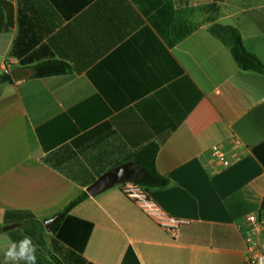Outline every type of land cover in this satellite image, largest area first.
<instances>
[{"label": "crops", "instance_id": "0c3cea01", "mask_svg": "<svg viewBox=\"0 0 264 264\" xmlns=\"http://www.w3.org/2000/svg\"><path fill=\"white\" fill-rule=\"evenodd\" d=\"M0 8V74L20 67L13 46L28 65L70 67L0 83V262L26 231L155 144L169 184L147 192L179 221L175 235L117 184L74 206L55 234L43 226L37 264H251L244 219L264 201V74L241 69L231 44L237 32L264 64V0H0ZM213 146L228 167L211 158Z\"/></svg>", "mask_w": 264, "mask_h": 264}, {"label": "trees", "instance_id": "16d2710c", "mask_svg": "<svg viewBox=\"0 0 264 264\" xmlns=\"http://www.w3.org/2000/svg\"><path fill=\"white\" fill-rule=\"evenodd\" d=\"M3 19L2 10L0 8V22ZM1 30V27H0ZM231 53L238 64V66L243 70H253L259 73L264 74V64L260 59L245 49L241 37L237 32L232 34V44H231ZM10 56L15 57L19 60L20 67H29L32 66L35 70L34 77L42 78L55 75H64L70 72V67L66 63L59 60H46L36 63V65H28L32 61L31 57L23 55L17 51L16 46H13ZM0 83H12L9 72H3L0 74ZM157 145L150 144L134 155L131 159L135 162L136 166H130L134 170L132 178L130 181L139 184L145 190L152 188H163L169 184L168 179L159 174L156 170L155 157L157 153ZM263 163V162H262ZM264 164V163H263ZM125 181L120 182L121 185ZM88 197L86 191L80 193L76 198L70 201L66 207L63 209L62 216L52 223L48 231L52 234H55L64 218V216L78 203L83 201ZM262 210H264V201L262 202ZM43 225L38 222L36 226L30 231H26L27 235L35 242L37 246H44L45 241L43 237ZM56 264H62L58 259L54 258Z\"/></svg>", "mask_w": 264, "mask_h": 264}, {"label": "built area", "instance_id": "2783aa9c", "mask_svg": "<svg viewBox=\"0 0 264 264\" xmlns=\"http://www.w3.org/2000/svg\"><path fill=\"white\" fill-rule=\"evenodd\" d=\"M4 72H9L5 68ZM235 145L239 144L235 140ZM211 158L217 161L220 167L230 165L229 156L219 146L211 148ZM122 192L131 199L146 215L166 227L172 235H175L179 221L168 217L161 207L150 199L147 190L130 180L121 184ZM245 232L244 241L246 244V258L251 264H264V210L249 214L244 219Z\"/></svg>", "mask_w": 264, "mask_h": 264}, {"label": "water", "instance_id": "95a60500", "mask_svg": "<svg viewBox=\"0 0 264 264\" xmlns=\"http://www.w3.org/2000/svg\"><path fill=\"white\" fill-rule=\"evenodd\" d=\"M10 77L14 84H19L31 77H34L35 70L31 67H17L9 70ZM134 170L127 165H119L109 169L100 175L93 183L86 187L85 191L89 196H95L113 185H117L122 181H127L132 178ZM62 216L58 213L43 221L44 227L48 230L52 223ZM15 225H9L3 228L8 230Z\"/></svg>", "mask_w": 264, "mask_h": 264}, {"label": "clouds", "instance_id": "9594fccd", "mask_svg": "<svg viewBox=\"0 0 264 264\" xmlns=\"http://www.w3.org/2000/svg\"><path fill=\"white\" fill-rule=\"evenodd\" d=\"M37 245H35L30 237L25 238L18 243H12L5 252V258L0 264H19L23 261L24 264H37Z\"/></svg>", "mask_w": 264, "mask_h": 264}, {"label": "rangeland", "instance_id": "374dc122", "mask_svg": "<svg viewBox=\"0 0 264 264\" xmlns=\"http://www.w3.org/2000/svg\"><path fill=\"white\" fill-rule=\"evenodd\" d=\"M44 226V225H43ZM38 247V249H40V250H42V249H44L45 250V247L44 246H37ZM46 251V250H45Z\"/></svg>", "mask_w": 264, "mask_h": 264}]
</instances>
